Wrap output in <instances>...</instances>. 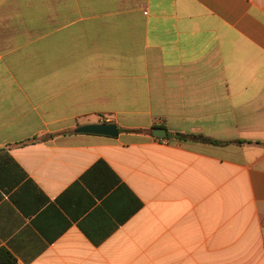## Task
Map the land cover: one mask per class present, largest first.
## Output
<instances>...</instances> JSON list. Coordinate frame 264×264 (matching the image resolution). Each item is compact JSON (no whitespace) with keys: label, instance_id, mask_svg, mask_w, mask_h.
<instances>
[{"label":"crops","instance_id":"1","mask_svg":"<svg viewBox=\"0 0 264 264\" xmlns=\"http://www.w3.org/2000/svg\"><path fill=\"white\" fill-rule=\"evenodd\" d=\"M0 251L264 264V0H0Z\"/></svg>","mask_w":264,"mask_h":264},{"label":"water","instance_id":"2","mask_svg":"<svg viewBox=\"0 0 264 264\" xmlns=\"http://www.w3.org/2000/svg\"><path fill=\"white\" fill-rule=\"evenodd\" d=\"M74 132L77 134H89L110 138H115L118 134L117 127L114 123L85 125L78 127ZM153 135L160 139L167 136L163 129H155Z\"/></svg>","mask_w":264,"mask_h":264},{"label":"trees","instance_id":"3","mask_svg":"<svg viewBox=\"0 0 264 264\" xmlns=\"http://www.w3.org/2000/svg\"><path fill=\"white\" fill-rule=\"evenodd\" d=\"M178 138L182 139V140H185L187 137L178 135ZM198 140L203 142V143L204 142L205 143H216V142H212V141H210L208 139H204V138H201V137H199ZM0 264H16V262L11 257V255H9L7 252L0 251Z\"/></svg>","mask_w":264,"mask_h":264}]
</instances>
